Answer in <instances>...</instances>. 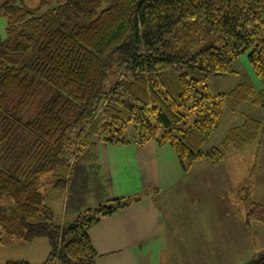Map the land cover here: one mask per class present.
<instances>
[{"label": "trees", "instance_id": "16d2710c", "mask_svg": "<svg viewBox=\"0 0 264 264\" xmlns=\"http://www.w3.org/2000/svg\"><path fill=\"white\" fill-rule=\"evenodd\" d=\"M1 17L2 151L14 148L5 140L11 110L38 93L43 97L24 126L40 148L50 138L61 145L70 135L79 140L76 150L85 145L92 152L101 141L142 145L159 137L183 170L197 160L223 157L219 147L200 149L220 118V103L242 114L244 103L264 111V0H56L42 13L4 0ZM243 54L262 85L247 78L226 93L207 92V78L236 73L231 64ZM130 122L139 131L133 141L126 135ZM260 125L247 115L222 144L242 147ZM23 159L10 167L0 164V198L11 201L0 204V243L5 235L22 241L46 237L50 250L43 264H95L89 229L139 196L107 199L58 224L50 190L42 191L36 175L51 163L39 162L28 176ZM250 202L249 217L264 222V204ZM248 264H264V252Z\"/></svg>", "mask_w": 264, "mask_h": 264}, {"label": "rangeland", "instance_id": "374dc122", "mask_svg": "<svg viewBox=\"0 0 264 264\" xmlns=\"http://www.w3.org/2000/svg\"><path fill=\"white\" fill-rule=\"evenodd\" d=\"M3 1L0 0V4ZM19 1L37 13H42L56 4V0ZM4 24V17H1V32L4 31ZM231 68L236 70V73L209 76L206 82L207 92L212 95L226 93L247 78H250L255 86L262 85L251 69L246 54L240 55L231 64ZM42 97L43 94L38 93L36 100L33 97L26 106L16 111L11 110L13 121L5 140L8 141L6 143L8 147L14 144V148L11 146L9 150H0V164H7L10 167L25 158L24 163H27V167L30 166L27 174L31 176L32 169H35L39 162L47 163L48 166L51 163L50 167L37 171L36 175L41 182L42 191L50 190L47 193L51 196L50 205L55 210L59 203L66 201L65 192L69 191L68 186L71 182L62 180L71 175V166H74L71 162L73 157L78 163L86 158L85 155L90 156L85 162L91 164L92 169L102 165L105 172L107 162L113 163L111 168H107L109 170L107 180L111 189L115 190L122 187L118 178L119 173L128 169L136 176L138 163H141V160L148 161L152 168L159 167L160 163L167 168L175 164L176 167L170 170L169 178L162 181L160 175H157L159 179L155 182L158 183L157 186L147 185L135 195L153 197L157 215L161 224L164 223L165 226V234L163 230L161 238L156 233L149 236V240L155 242L158 247H145L146 240L133 246H139L141 250L133 254L138 264H248L264 252V222L248 215L252 204L250 201L264 204V111L259 106L252 107L249 103H244L240 107L244 112L242 114L240 111H231L224 103H220V118L201 143L200 149L207 151L213 147H219L223 151V157L214 163L208 159L197 160L183 170L180 163L178 164L177 155L172 147L168 143L159 144L156 139L159 137L151 138L143 143L144 146L137 155L130 147L121 149L130 157L118 154L116 146L122 144L102 141L96 144L98 148H101L102 157H98V151L85 150V145H81L80 149L76 150V141L79 140L73 135L64 138L61 145L55 141L56 138L47 139L40 148L37 136L24 126V121L35 115L37 104ZM34 100L36 105H32ZM14 102L15 99L9 102L10 106ZM247 115L259 120L261 124L256 131L254 130L251 141L242 147L234 144L224 146L222 141L229 129L243 124ZM160 134L161 131L157 133V136ZM126 135L130 141L138 138L139 131L133 122L128 124ZM35 139L37 142L34 143ZM104 146H111V148ZM21 150L25 153L20 154ZM170 151L174 155H167ZM134 176L128 174L131 185L136 179ZM58 179L61 180L60 185L56 184ZM99 180L100 190L97 194L95 193L97 198L93 200L103 196L101 177ZM80 187L84 188V183H80ZM10 202L7 198H0L2 206ZM53 221L57 223L56 218H53ZM125 233L130 242L129 227L126 229L119 227L113 236L104 234V240L106 242L114 240L119 243L121 242V239H118L119 235H125ZM127 240L123 242L127 244ZM49 250L50 245L46 237L22 241L5 235L4 241L0 243V264L12 260H24L28 264H43ZM109 256L103 257L104 264L115 263ZM120 261L128 264L129 257L120 256Z\"/></svg>", "mask_w": 264, "mask_h": 264}, {"label": "crops", "instance_id": "0c3cea01", "mask_svg": "<svg viewBox=\"0 0 264 264\" xmlns=\"http://www.w3.org/2000/svg\"><path fill=\"white\" fill-rule=\"evenodd\" d=\"M143 146L144 145H139L137 143H130L117 145L116 147L118 154L123 157H130L124 151H121V149H124V147H130L133 150L132 152L137 155L140 153V149ZM104 147L111 148V146ZM100 149L101 148L96 147L94 150V152L98 151V157L103 156ZM171 154H173L172 151L167 153V155ZM84 157L86 158L84 160H80L78 163H76L75 160L74 166H71L72 170L70 171L71 175L69 177L71 184L68 186L69 191L65 192L66 201L59 203L56 210L53 207L55 210L54 218H56L58 224L73 220L85 207L93 206L110 198L128 197L129 195L135 196L141 192L143 188H146L147 185L154 184V186H157L158 183L155 182H158L159 179L156 176L160 175V180H166L169 178L170 170L176 167L174 166L175 164H173L170 168H167L160 163L159 167L152 168L148 161L146 162L141 160V163H138V173L136 176L131 174L128 169H126L127 171L119 173L118 178L122 187L115 190L113 188L111 189V185L107 180L109 172L107 168H111L113 163L107 162L105 172V168L102 165L95 166V169H92L91 164L85 162L89 156L85 155ZM128 174L136 178L132 185L128 181ZM99 177H101L103 182L101 188L103 196L97 200H93L94 198H97L96 194L100 190ZM80 183H84L85 187L81 188ZM75 187L78 189H74ZM119 227H123L125 229L129 227L130 242L127 240L126 233L125 235H119L118 239H121V242L119 243H116L114 240L106 242L104 240V234L106 236H113L118 231ZM164 229V223L163 225L161 224V220L157 215V209L153 197L149 195H140L138 200L134 201L129 206L120 209L113 215L99 220L91 227V229H89V234L91 233V240L97 252L95 264H104L103 257L105 255H110L109 257H111V259L115 262L113 264H126L125 261H120V256H128V264H138L137 259L134 258L133 254L141 250L139 246H133L146 240L147 245L145 247H158L155 242L149 240V236L156 233V235L161 238ZM125 240H127V244L123 242Z\"/></svg>", "mask_w": 264, "mask_h": 264}]
</instances>
